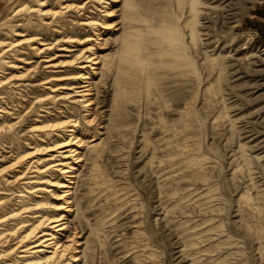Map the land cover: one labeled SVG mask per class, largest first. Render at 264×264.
Here are the masks:
<instances>
[{
  "label": "rangeland",
  "instance_id": "374dc122",
  "mask_svg": "<svg viewBox=\"0 0 264 264\" xmlns=\"http://www.w3.org/2000/svg\"><path fill=\"white\" fill-rule=\"evenodd\" d=\"M41 2L52 12L87 6L53 18L31 11ZM86 15L95 23L80 24ZM97 22L116 29L98 37L96 70L44 67L46 56L71 60L95 43ZM60 35L77 42L57 43ZM41 42L52 47L40 53ZM80 71L93 82L91 112L57 99L65 92L53 98L58 82L39 85ZM1 78L0 264H264V0H0ZM71 119L82 138L73 243L47 262L23 257V225L33 229L55 202L33 190L67 179L37 170L51 160L32 162L30 146L68 140Z\"/></svg>",
  "mask_w": 264,
  "mask_h": 264
},
{
  "label": "bare ground",
  "instance_id": "6f19581e",
  "mask_svg": "<svg viewBox=\"0 0 264 264\" xmlns=\"http://www.w3.org/2000/svg\"><path fill=\"white\" fill-rule=\"evenodd\" d=\"M194 1L197 2L199 0H193V2ZM42 3H45V2H41V4H39L40 7L38 6L39 8L32 9L31 11H36V12L39 11V12H42V15H45L47 17L53 16V18L54 16L59 15V13H62L63 10L69 11V10L77 9L79 10V12H81L85 10L87 6V4L85 3L81 5L66 3L61 6L60 10H56L52 12L49 9L44 8L45 6L41 7L44 5ZM192 4L195 10V18H196V16L198 15V6L196 5V3H192ZM106 11H109V10L106 9ZM80 14L85 15V13L83 12H81ZM93 23L95 22H93V19H91L90 15H86L85 19L82 20V22H80V24L85 25V26L93 24ZM95 25H96V32H95L96 39H94V37L93 38L87 37L81 41V43H87L94 39L95 43L88 44L85 47H83L81 52L71 60H61V61L56 62L54 60L55 57L53 58L50 56H46L45 58H43V61H45L47 64L44 67H48V66L50 68H58L61 66L69 67L79 62L80 64H77L76 66L79 69H85L86 71H87L86 68L91 69L93 71L96 70V68L93 67V65L98 64L99 58H101L102 56L98 54L99 50L96 49V45L102 44V42L99 40L102 38H98V37H100V35L105 34L107 32L109 33L115 27H112V25L109 22H97ZM61 27L62 26H60L59 28ZM57 31L61 32L58 29ZM195 32H196V29H195V26H193L192 35L194 37H195ZM34 40L35 38H32V37L27 38L23 41V43L31 44V42H33ZM61 40H63L64 42H69L71 44L73 42H77V39H74L72 38V36H67V35H60V39L57 40L58 41L57 43H59ZM45 44L46 46L43 49L37 48L39 49L40 53L45 52V49H50L52 47V45H49L50 43L41 42V45H45ZM7 45L12 46V43L5 44L4 46H7ZM61 48L67 49V47H64V46H62ZM3 50L4 49H2L3 53L7 51V49L5 51ZM49 71H52V70H48V72ZM86 71L84 72L80 71V72H77L76 74H51L49 77L47 76V78H43L44 80H42V82L39 85L43 86L45 84H49V83L51 84V82L53 81L58 82L57 84H51L53 88H51L50 91L54 93L52 96L53 98L65 92L63 93L65 95L63 96L60 95V97L57 99H62L65 96H66L65 98L75 97L74 99L75 102L84 103L86 107H89L87 110L91 112L92 104H94L93 96L91 95L93 82L92 80H90L91 78L89 77ZM5 83L6 82H3V79L1 78L0 87L5 85ZM59 91H62V93H60ZM47 99L48 98H42V99L37 100V102L39 103L44 102ZM46 112L49 113V111H46ZM41 116L42 118L45 117L44 114H42ZM79 123L80 122L78 119H71L65 123V125L69 126L67 131H70V134H69L70 138L66 141L58 142L53 145H47L46 143H44L46 144V146L45 145L30 146V148L33 149L32 153L29 156L30 158H32V162L40 164L44 161L51 160L48 162L49 163L48 166H46L44 169H41L39 166H37L36 168L37 170H40V172L49 171L51 175H54L57 178H58V175H56L55 173L61 174L63 178H67V179H65L66 181H62L59 179L58 180L57 179H53V180L52 179H41L38 183H42L46 185H43L41 187L34 186L37 188L33 191H41L43 192V194L47 192H52L54 196L53 198H55V202H50V205L48 206L49 209H47L48 211H51L52 214L50 215L43 214L41 216L38 213L36 215L37 217L40 216L41 220H40V223H38L33 229L27 231L26 229L27 224L23 225V228L25 227L24 228L25 234L21 235L22 237L20 238L19 242H20V245H22L21 247H24L22 251L27 252L29 254V255H24L23 257H32V258L35 257L37 258V260L46 258L45 261L47 262L48 260H52L58 256L59 257L63 256L65 253H67L66 251L69 249V247L73 243L72 238L74 235L71 236V238H69L70 234H68L69 224H70L69 217L72 211V203L74 202L72 200V192H71L72 186L70 183H73V178H75L76 176L75 174L76 169H78V167H76L75 164L80 161L79 154L76 156L78 158L77 160H72L73 158H76V157H73V155H76L78 152H80V151H77V148L74 149V145L77 142H80V139H82L80 138L81 132L79 131V128H78ZM49 125L50 124H47V125H39V124L37 125L36 124L34 127H32V130L42 132V134H45V136H50L51 135L50 132H53V131L55 132V130H58V132L54 133V135H57V137H62L65 135L64 133L65 131H61L60 129H58L59 127L56 126V124H53L50 126ZM62 126H64V124H62ZM45 136H42V137H45ZM45 140L46 139L44 138L41 139L42 142H45ZM34 181H31V183ZM48 185L53 188H49ZM55 189L59 190V192L58 193L55 192ZM37 203L38 202H36V204ZM23 207H25L26 209L24 212H27V211L32 212L35 209L36 210L40 209L39 206L29 207V208H27V206H23ZM18 214L19 213L9 215L8 217L3 218L2 221L16 218L17 216L15 215H18ZM46 226L48 227L43 228ZM30 237L35 238V240L33 241L34 244L26 248L25 246H27V244L24 245V243L26 239L28 240ZM36 263L37 261H35L33 264H36ZM23 264H28V262H25ZM37 264H40V263H37Z\"/></svg>",
  "mask_w": 264,
  "mask_h": 264
}]
</instances>
